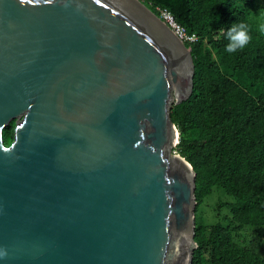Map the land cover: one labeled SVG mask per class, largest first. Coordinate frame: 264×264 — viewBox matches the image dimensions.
Returning a JSON list of instances; mask_svg holds the SVG:
<instances>
[{"label":"water","instance_id":"95a60500","mask_svg":"<svg viewBox=\"0 0 264 264\" xmlns=\"http://www.w3.org/2000/svg\"><path fill=\"white\" fill-rule=\"evenodd\" d=\"M192 77L136 0H0V264H191Z\"/></svg>","mask_w":264,"mask_h":264},{"label":"trees","instance_id":"16d2710c","mask_svg":"<svg viewBox=\"0 0 264 264\" xmlns=\"http://www.w3.org/2000/svg\"><path fill=\"white\" fill-rule=\"evenodd\" d=\"M140 1L195 38L191 94L169 112L196 175L191 264H264V0Z\"/></svg>","mask_w":264,"mask_h":264},{"label":"rangeland","instance_id":"374dc122","mask_svg":"<svg viewBox=\"0 0 264 264\" xmlns=\"http://www.w3.org/2000/svg\"><path fill=\"white\" fill-rule=\"evenodd\" d=\"M159 18H163L164 19V15H163V12H161L160 13V15H157ZM165 20V22L172 28V26L170 25V23L169 22H167L166 21V19H164ZM260 25L261 26H263L264 25V20H261V22H260ZM173 29V28H172ZM173 31H174V29H173ZM174 33H175V31H174ZM176 34V33H175ZM176 36L181 40V42H183L182 41V39L176 34ZM170 102H169V104H170V106L172 105V104H174L175 103V100H174V98H173V95H172V92H171V94H170ZM179 136V135H178ZM178 139H179V137H178ZM176 144L177 143H174L173 145H171L170 146V152L172 153V154H176V152L174 151V148H175V146H176ZM212 196V195H211ZM210 196V197H211ZM209 197V198H210ZM218 198V194L216 195V196H213L212 198H210V200H208L207 201V203H208V205L206 206V207H204L203 208V211H201V215H204L205 217H206V219H207V215H208V213H209V211H210V206H212L214 203H215V201H216V199ZM195 212V211H194ZM208 222H210L211 221V216L209 215V217H208Z\"/></svg>","mask_w":264,"mask_h":264},{"label":"built area","instance_id":"2783aa9c","mask_svg":"<svg viewBox=\"0 0 264 264\" xmlns=\"http://www.w3.org/2000/svg\"><path fill=\"white\" fill-rule=\"evenodd\" d=\"M163 15L165 17V19L170 23V25L172 26V28L174 29L175 33L184 41H194L195 38L192 36V37H186L185 34L183 33V30L177 26L172 18L166 13V12H163Z\"/></svg>","mask_w":264,"mask_h":264},{"label":"bare ground","instance_id":"6f19581e","mask_svg":"<svg viewBox=\"0 0 264 264\" xmlns=\"http://www.w3.org/2000/svg\"><path fill=\"white\" fill-rule=\"evenodd\" d=\"M138 3H140L142 6H144L146 9H148L164 26H166L169 31L173 34V36L177 39V41L179 42L180 39L176 36V34L174 33V31L171 29V27L165 22V17L163 18H159L155 13H153L147 6H145L140 0H136ZM167 21V20H166ZM168 22V21H167Z\"/></svg>","mask_w":264,"mask_h":264},{"label":"clouds","instance_id":"9594fccd","mask_svg":"<svg viewBox=\"0 0 264 264\" xmlns=\"http://www.w3.org/2000/svg\"><path fill=\"white\" fill-rule=\"evenodd\" d=\"M183 41V40H182Z\"/></svg>","mask_w":264,"mask_h":264}]
</instances>
